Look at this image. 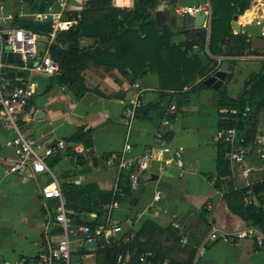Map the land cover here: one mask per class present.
<instances>
[{"label":"crops","instance_id":"obj_1","mask_svg":"<svg viewBox=\"0 0 264 264\" xmlns=\"http://www.w3.org/2000/svg\"><path fill=\"white\" fill-rule=\"evenodd\" d=\"M25 1L18 3V0H8V12H13L12 6L17 7L19 13L27 12ZM205 1L162 3L165 4L166 23L179 31L173 36L172 42L187 38L183 33V14L179 10ZM106 4L130 16L135 0H107ZM174 9L177 14H174ZM247 11L243 15V29H249L255 17L253 9ZM78 16L81 17L80 14ZM243 16H240V20ZM74 19L77 25L79 19ZM118 28V23L114 21L86 22L81 27V46H93L98 37ZM206 28L209 41L210 24ZM192 53L199 54L205 64L209 56L219 63L236 60L231 82L224 84L227 85L228 94L236 98L248 76L253 71H259L264 64V35L251 37V47L242 56L213 54L208 43L205 50L195 46ZM83 74L88 90L77 96V92L74 93L68 86L55 83L54 76L34 73L32 77L36 94L31 109L23 115L26 126L41 141H66L80 126L93 129L94 149L92 155L87 157L85 166H76L75 155L70 152L73 144H80L79 149L83 152L85 146L82 143L66 141V147L55 155H62L59 163L50 167L59 182L97 183L103 190H116L121 175L125 173L128 177V172H119L117 165H107L108 159L118 162L120 157L136 158L151 149L169 147L164 161L150 162L149 169L141 173L139 186L132 189L129 201L119 203L113 209V219L122 226L120 235L136 233L147 220L154 221L162 228L173 226L181 240L177 244L167 241L168 245L175 247L168 259L173 262L185 261L188 254L178 248H193L196 250L193 263L197 258L198 247L209 230L199 209L207 208L205 216L211 225L229 231L247 226L244 218L229 210L224 191L216 188L214 183L219 156L218 143L215 141L220 119L218 103L221 95L218 90L201 86L197 77L183 90H165L161 88L160 78L155 73L150 72L131 81L117 68L107 66L90 65ZM133 83H138L140 88H134ZM121 90L124 95L122 93L120 98L115 97V93ZM184 92H188L184 95L187 104L182 106L180 95ZM138 100L142 105L136 108L134 116H128L127 107ZM174 104L176 110L172 111ZM257 138L264 139V110L259 115ZM0 139L6 143L0 155V264H41V255L48 253L62 235L54 234L52 229L48 231L52 216L49 204L56 200L45 199L43 187L52 177L49 173H10L8 158L13 155L9 144L12 133L1 123ZM180 147L183 148V166H179L175 160V152ZM245 147L248 149L244 163L232 164V181L236 188L264 181V169L257 155V141ZM94 155L97 157V166L92 162ZM86 168L89 171H84ZM67 171L78 172L61 179ZM153 175L158 178L153 179ZM42 176L45 177L44 182H40ZM158 193L161 199L157 201L155 195ZM256 200L252 192L244 198L246 204ZM72 239V244L78 243L85 250V244L79 237ZM184 239L187 241L184 242ZM206 249L198 264H264V249L259 248L251 237L235 239L229 244L212 242ZM86 255L95 257L97 261L94 253L88 251ZM75 264H83V260Z\"/></svg>","mask_w":264,"mask_h":264},{"label":"trees","instance_id":"obj_2","mask_svg":"<svg viewBox=\"0 0 264 264\" xmlns=\"http://www.w3.org/2000/svg\"><path fill=\"white\" fill-rule=\"evenodd\" d=\"M106 1L88 0L80 13L81 17L77 12L65 13V17L78 18L79 22L69 30L59 31L49 45L50 54L60 64V72L54 75V82L64 84L72 90L76 89L77 96L83 95L88 90L82 72L90 65L117 68L131 81L152 72L159 76L160 86L165 90H183L196 77L200 79L201 86L207 87L204 80L214 74L224 61L219 63L209 56L208 63L205 64L199 54H190L195 46L205 50L208 43L213 54L224 56H242L251 47V37L245 32L234 33L231 21L235 14L243 16L254 0H209L212 5L209 41L207 28L185 29L184 27L183 33L187 38L177 43L172 42V38L179 34V31L168 23L158 27L155 21V12L164 1L168 4H176L177 0H135L134 10L130 16H126L117 7L107 5ZM52 3V0H29L26 10L29 13L45 12ZM173 12L177 14L175 9ZM248 12L245 14L247 15ZM106 20L117 22L118 30L98 37L93 46L82 47L80 41L82 25L89 21ZM13 25L47 36L52 30L49 21L19 18L18 14ZM229 61L230 74L233 76L232 70L236 60ZM67 76L72 78V82L67 80ZM218 92L221 95L218 103L220 115L218 130L233 127L239 137L244 139L241 143L243 146L254 145L258 135L259 115L264 110V64L259 71H253L248 76L238 97L233 98L228 94L227 85H223ZM186 94L188 92L180 95L182 106L187 104V100L184 99ZM32 105L33 103L28 109ZM66 141L84 144L83 152L77 154L74 150L70 152L77 155L76 166H85L87 157L92 155L94 149L93 129L80 126ZM231 149V145L218 143L215 186L224 191V199L230 211L244 218L247 225H257L264 229V181L236 188L232 181V164L226 157V153ZM61 158L62 155L52 156L48 162L49 166L54 167ZM84 171L89 169L86 168ZM77 172L67 171L62 174L61 179L71 177ZM125 177L123 173L117 190L111 191L103 190L97 183L60 182L68 214L75 219V224L88 223L94 227L105 224L111 213L106 206L125 203L130 199L133 188L131 185L128 187L122 185V179ZM52 182L51 178L46 185ZM250 192L257 200L246 204L244 198ZM55 204L56 201L50 203V208L53 209ZM199 213L210 230L213 224L211 225L205 216L208 213L207 208L199 209ZM52 217L55 218L54 211ZM52 230L54 234L62 232L59 228ZM111 240L110 245L99 249V253L106 257V264H120L118 256L127 250L132 253L130 264H163L175 248L168 245L167 241L177 244L180 243L181 237L173 226L162 228L154 221L147 220L136 233H127L121 239L111 238ZM178 249L186 252L188 258L185 261L174 259L175 262L168 259L170 263L192 264L196 250ZM145 254L147 261H140V257ZM54 264L66 263L58 260Z\"/></svg>","mask_w":264,"mask_h":264},{"label":"built area","instance_id":"obj_3","mask_svg":"<svg viewBox=\"0 0 264 264\" xmlns=\"http://www.w3.org/2000/svg\"><path fill=\"white\" fill-rule=\"evenodd\" d=\"M8 0H0V123L12 133V139L9 142L13 149V155L8 158V171L13 174L49 173L53 182L43 187V196L45 199H55L56 204L52 211L55 212V218L51 216L48 223V231L54 228L62 230L61 238L49 248L48 253L41 255V264H54L55 261L62 260L70 264L72 257L71 244L73 237H79L84 244L86 242L97 241L98 245L89 248L88 251L99 254V249L111 244L112 239H121L124 235L122 226L113 219L112 210L118 205L117 203L106 206L111 210L105 224L96 227L82 223L75 224V219L68 214L65 200L62 194L60 182L52 174L48 164L49 159L60 152L67 143L63 139L52 141L39 140L32 131L26 126L23 115L26 114L32 100L36 94L34 73L47 76H54L60 72V64L56 61L49 51V45L59 31L69 30L75 26L77 21L74 18L65 17L67 12H77L78 14L85 8L88 0H57L53 2L45 12H21L19 18H29L38 21H49L51 23V32L47 35H41L31 29L13 25L16 14L8 12ZM23 0H18L22 3ZM180 14L188 12L196 15L200 12H206L208 17H212V5L209 0L204 3L181 8ZM13 51L20 53L21 62H8L4 59L5 53ZM84 72V71H83ZM82 72V76L84 74ZM66 87V86H64ZM133 87L139 89L138 83H133ZM142 103L138 100L127 107L128 116H134L136 108ZM172 111L176 110V105H172ZM217 143H226L231 145V151L226 153V157L231 164H242L247 158L246 147L243 146L244 139L239 137L235 128L219 129L215 134ZM259 147L257 155L264 169V139L257 138ZM80 144H73V150L80 153ZM6 143L0 139V155L2 154ZM169 147L151 149L145 154L136 158L120 157L118 162L115 159H108L107 165H117L119 172L126 170L128 172L129 182L133 189L139 186V178L143 171L149 169V163L152 161H164L165 153L169 152ZM77 158V155H75ZM175 160L179 166H183V148L180 147L175 152ZM160 167V171H162ZM118 183L116 184V190ZM158 201L161 195H155ZM251 237L254 239L259 248L264 249V229L257 225H247L243 229L226 230L213 225L212 228L203 237L202 243L197 250V258L192 264H198L206 248L210 243L222 241L232 243L235 239ZM187 240L184 239V242ZM87 251V252H88ZM132 253L125 251L118 256L120 264H130ZM140 261H147V254L140 257ZM163 264H171L167 259Z\"/></svg>","mask_w":264,"mask_h":264},{"label":"water","instance_id":"obj_4","mask_svg":"<svg viewBox=\"0 0 264 264\" xmlns=\"http://www.w3.org/2000/svg\"><path fill=\"white\" fill-rule=\"evenodd\" d=\"M165 4H162L158 7V9L155 12V21L156 25L158 27H163L164 24L167 22V14L164 11ZM184 23H185V29H202L206 28L210 23L212 17L207 15L206 12H200L196 15H191L188 12H185L183 14ZM239 15L235 14L231 24L233 29H237V21H238ZM239 33L245 32L250 37H263L264 35V20L258 21L256 23L251 24V27L249 29H239ZM4 59H6L8 62H21L22 57L20 53H14L13 51H8L4 55ZM68 81L72 82V78L67 76L66 77ZM231 74H230V62L228 60L224 61L220 68L212 75L207 77L204 80L205 85L212 87L215 90H219L224 84H229L231 82ZM74 93L77 92L76 89L73 90ZM124 95V91H119L115 93V97L120 98L122 95ZM92 162L95 166L98 165L97 163V157L96 155L92 156ZM153 179H157V175L152 176ZM130 184L129 178L125 177L122 179V185L124 187H128ZM98 245L97 241L92 242H86L85 244V251L87 252L89 248H94ZM97 264H106V257L104 254L99 253L97 255Z\"/></svg>","mask_w":264,"mask_h":264},{"label":"rangeland","instance_id":"obj_5","mask_svg":"<svg viewBox=\"0 0 264 264\" xmlns=\"http://www.w3.org/2000/svg\"><path fill=\"white\" fill-rule=\"evenodd\" d=\"M28 3H29V0L28 1L26 0L24 4H26L28 6ZM250 9H253L255 11V17H254V20L252 21V23H256V22L264 19V17H263L264 16V0H254ZM12 11L14 12V14L19 13V10L17 9V7H14V6H12ZM241 25H242V23L240 21H237V29H239ZM246 26H248V25H246ZM237 29H233V32L236 34L239 33V31H237ZM44 178L45 177L42 176L40 182H44ZM71 245L73 246V247H71V249H72V257H71L72 264L77 263L81 259L83 260V264H97L96 258L92 257V256H87L86 255L87 252L82 248V246L80 244L74 243ZM205 252H204V254H205ZM204 254L202 255V257L204 256Z\"/></svg>","mask_w":264,"mask_h":264},{"label":"bare ground","instance_id":"obj_6","mask_svg":"<svg viewBox=\"0 0 264 264\" xmlns=\"http://www.w3.org/2000/svg\"><path fill=\"white\" fill-rule=\"evenodd\" d=\"M238 21H240L242 23V25H241V28H242L243 27V23L245 21V17H242V19L240 20V16H239Z\"/></svg>","mask_w":264,"mask_h":264}]
</instances>
